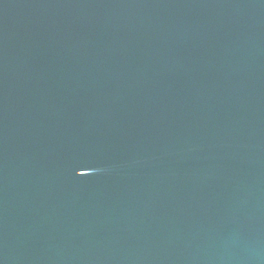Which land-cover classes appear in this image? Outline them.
Instances as JSON below:
<instances>
[{"label":"water","instance_id":"water-1","mask_svg":"<svg viewBox=\"0 0 264 264\" xmlns=\"http://www.w3.org/2000/svg\"><path fill=\"white\" fill-rule=\"evenodd\" d=\"M0 264H264V0H0Z\"/></svg>","mask_w":264,"mask_h":264}]
</instances>
